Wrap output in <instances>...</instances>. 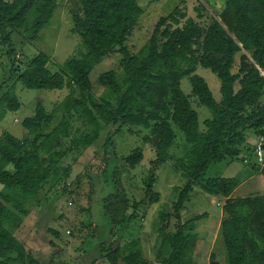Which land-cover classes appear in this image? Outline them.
Here are the masks:
<instances>
[{"label": "trees", "instance_id": "1", "mask_svg": "<svg viewBox=\"0 0 264 264\" xmlns=\"http://www.w3.org/2000/svg\"><path fill=\"white\" fill-rule=\"evenodd\" d=\"M77 1L80 9L71 12V32L79 36L84 51L52 71L47 66L51 60L48 54L39 52L24 60L18 43L39 39L57 0H0V49L10 62L9 78L0 86V122L21 106L16 82L28 89L77 87L79 91L73 112L58 119L37 103L34 114L21 121L22 139L0 132V264L52 263L54 251L50 247L38 252L45 255L41 261L13 233L30 206L40 201L56 171L54 164L66 154L63 139L73 132V147L86 148L94 145L109 126L117 127V131L125 128L135 135H140L136 127L149 130L142 138L152 143L155 152L152 169L144 181V195L133 203L130 215L119 219L123 226L135 218L140 205L160 201V193L151 189L157 168L171 160L182 177L171 212L159 213L163 224L157 227L162 239L156 258L161 264H187L186 254L193 238L191 225L205 217L202 214L182 220L184 205L196 187L225 199L218 228L224 264H264V194L230 197L239 184L235 177H206L214 163L246 162L252 154L243 151L246 133L259 136L264 132V104L259 105L264 95V0H224L215 10L197 0V20L187 17L185 7L176 5L158 19L136 52H131L126 43L144 13L139 0ZM115 55L122 76L115 69L101 73L97 84L109 91V97L95 96L90 72ZM197 67L218 77L219 101L195 73ZM182 77H188L197 103L211 112L202 130L189 96L180 87ZM8 81L13 82L8 85ZM73 119L79 128L73 127ZM174 127L189 144L183 157H172L168 152L176 138ZM141 159L139 149L122 158L130 168ZM253 171L264 176V169ZM67 176L64 170L63 178ZM115 223L119 222L110 218L103 242ZM97 231L98 226L90 233L85 253H90V245L98 239ZM53 234L58 236L57 232ZM97 253L86 264H149L138 240L121 245L116 239ZM192 263L198 264L195 260ZM209 264L223 263L211 252Z\"/></svg>", "mask_w": 264, "mask_h": 264}, {"label": "rangeland", "instance_id": "2", "mask_svg": "<svg viewBox=\"0 0 264 264\" xmlns=\"http://www.w3.org/2000/svg\"><path fill=\"white\" fill-rule=\"evenodd\" d=\"M202 1L211 10H215L216 3L220 4L224 0ZM139 3L144 7V13L137 29L127 40L126 44L131 52H136L147 41L158 19L169 14L176 5L185 7L187 17L197 20V12L194 11L198 6L197 0H139ZM79 9L77 0H57L54 14L40 31L39 39L32 43H18L24 60L43 52L51 58L48 68L57 71L66 60L78 57L80 51L84 49L79 36L71 32V12ZM117 60L118 55L104 59L90 72L89 78L95 96L109 97V91L97 84V78L101 73L115 69L122 76L118 71ZM235 66L233 72L236 70ZM195 73L206 81L213 97L219 101L221 96L218 77L202 67H197ZM9 75L10 62L5 51L0 49V86ZM12 82L8 81L7 84L10 85ZM180 87L183 93L189 96L191 107L198 114L200 130L204 129L203 121L211 117L210 110L199 105L196 98L191 95L188 77H182ZM15 93L21 106L17 111L7 113L0 122V132L7 131L19 139L24 135L21 121L34 114L37 103L43 105L48 113H53L58 119L68 112H73L74 99L79 95L77 87H65L61 90L28 89L20 82L15 84ZM259 102H264V95ZM72 124L74 128L80 127L74 119ZM135 129L140 135L130 134L125 128L117 131V127L109 126L94 145L86 148L73 147L71 143L75 136L73 132L68 138L63 139L62 148L66 149V154L54 164L53 168L56 171L51 174L48 184L44 187L40 201L30 206L28 213L13 233L29 253L43 261L45 255L38 252L50 247L54 251L50 256L51 264H86L98 255L100 247L105 249L116 239L121 245L130 240H138L149 264H161L156 258L162 239L157 232L158 224H163L159 213L171 212L176 188L182 183V177L175 172L172 161H166L155 170V183L151 188L154 192L160 193V201L151 206L140 205L130 223L125 226L120 223L119 219L133 212L131 207L133 203L143 197L144 181L152 169L151 163L155 158L152 143L144 142L142 138L143 135L149 134V130L142 127ZM174 131L175 142L168 152L172 157H183L189 144L179 129L174 127ZM136 149L141 151L142 159L134 168H130L122 158ZM227 161L212 164L206 172V177H232L234 168L237 167L236 163L242 162L234 160L235 163L232 164ZM64 170L68 171L66 179L63 178ZM262 192L258 190L254 196ZM221 201L220 197L209 195L196 187L185 203V211H182L183 221L188 219L189 214L200 211L209 210V215H213L212 218L206 215L191 225L193 238L186 254L187 264H193L194 260L198 264H209L211 252H214L217 260L224 264L223 245L218 237L219 226L215 224L216 220H213L215 213L220 209L216 202ZM110 218L119 223L112 225L109 237L103 242L102 237L104 238ZM96 226L98 239L90 245V253H85L84 248L90 241L89 235ZM53 231L57 232L58 236H55ZM162 253L167 254L166 250Z\"/></svg>", "mask_w": 264, "mask_h": 264}, {"label": "crops", "instance_id": "3", "mask_svg": "<svg viewBox=\"0 0 264 264\" xmlns=\"http://www.w3.org/2000/svg\"><path fill=\"white\" fill-rule=\"evenodd\" d=\"M216 4H217V6H220L219 2ZM263 104H264V102L263 103L259 102V105H263ZM245 137H246V140H245V143L243 146V151L245 153H250L252 151V154L249 156V158L247 159L246 162L242 161V164L236 163L237 167L234 168V173H233L232 177H235L236 179L238 177H240V179L239 180L237 179L239 181V184L233 190V192L230 194V197L254 196V194L258 190H262L263 191L262 194H264V176L259 171H253V168L264 169V162L261 165H259L256 161V157H255V153H254V148H255L256 143L258 141V135L255 133L247 132ZM224 161H227V160H224ZM228 162H230L232 164L235 163L234 160H228L227 163ZM224 203H225V199H222L221 202H216V206H218L220 209L218 212L215 213L216 216L214 215L215 217L213 218V220L214 221L216 220L215 224H218V226L220 224L222 217L224 216L223 211H222V207H223ZM184 211H185V205H184L183 212ZM202 214H205V216L208 215L211 218L213 216V215H209L210 214L209 210H206L205 212L200 211L196 214L195 213L189 214L187 216L188 217L187 220L192 219L195 216L202 215ZM182 219H183V217H182ZM215 224L213 225V227L215 226Z\"/></svg>", "mask_w": 264, "mask_h": 264}, {"label": "built area", "instance_id": "4", "mask_svg": "<svg viewBox=\"0 0 264 264\" xmlns=\"http://www.w3.org/2000/svg\"><path fill=\"white\" fill-rule=\"evenodd\" d=\"M254 152L257 162L262 164L264 162V132L258 136Z\"/></svg>", "mask_w": 264, "mask_h": 264}, {"label": "water", "instance_id": "5", "mask_svg": "<svg viewBox=\"0 0 264 264\" xmlns=\"http://www.w3.org/2000/svg\"><path fill=\"white\" fill-rule=\"evenodd\" d=\"M241 157V155L239 156V158Z\"/></svg>", "mask_w": 264, "mask_h": 264}]
</instances>
